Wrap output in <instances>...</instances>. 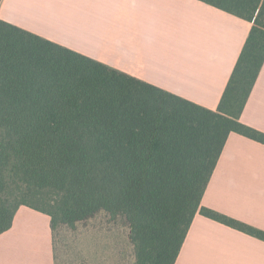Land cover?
Instances as JSON below:
<instances>
[{
    "label": "trees",
    "instance_id": "16d2710c",
    "mask_svg": "<svg viewBox=\"0 0 264 264\" xmlns=\"http://www.w3.org/2000/svg\"><path fill=\"white\" fill-rule=\"evenodd\" d=\"M1 1V0H0ZM252 23L215 111L0 20V235L17 210L73 228L125 219L135 264H175L225 141L264 145L240 116L264 63V0H199Z\"/></svg>",
    "mask_w": 264,
    "mask_h": 264
},
{
    "label": "crops",
    "instance_id": "0c3cea01",
    "mask_svg": "<svg viewBox=\"0 0 264 264\" xmlns=\"http://www.w3.org/2000/svg\"><path fill=\"white\" fill-rule=\"evenodd\" d=\"M0 20L212 111L252 27L199 0H1ZM240 122L264 133V63ZM201 206L264 231V145L230 133ZM53 239L21 206L0 264H58ZM80 248L72 264H91ZM175 264H264V241L196 213Z\"/></svg>",
    "mask_w": 264,
    "mask_h": 264
},
{
    "label": "rangeland",
    "instance_id": "374dc122",
    "mask_svg": "<svg viewBox=\"0 0 264 264\" xmlns=\"http://www.w3.org/2000/svg\"><path fill=\"white\" fill-rule=\"evenodd\" d=\"M52 232L58 264H72V252L77 245L81 246L84 255L89 251L91 264H97L98 258L99 264H135L130 229L121 216L110 217L101 211L73 228L60 225Z\"/></svg>",
    "mask_w": 264,
    "mask_h": 264
}]
</instances>
